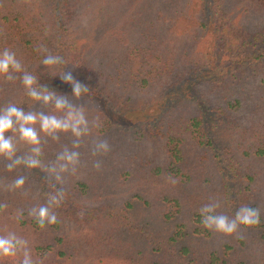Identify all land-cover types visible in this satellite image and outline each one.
I'll return each instance as SVG.
<instances>
[{
	"label": "trees",
	"instance_id": "1",
	"mask_svg": "<svg viewBox=\"0 0 264 264\" xmlns=\"http://www.w3.org/2000/svg\"><path fill=\"white\" fill-rule=\"evenodd\" d=\"M5 48L88 121L79 137L37 121L38 167L9 170L0 156V236L27 241L33 264H264V0H0ZM63 71L88 92L75 97ZM22 74H0V107L62 116ZM65 150L79 155L61 172ZM59 193L56 222L41 226L30 211ZM210 203L229 218L255 207L260 223L206 228Z\"/></svg>",
	"mask_w": 264,
	"mask_h": 264
},
{
	"label": "clouds",
	"instance_id": "2",
	"mask_svg": "<svg viewBox=\"0 0 264 264\" xmlns=\"http://www.w3.org/2000/svg\"><path fill=\"white\" fill-rule=\"evenodd\" d=\"M46 51V49H45ZM42 63L46 66H54L62 63V58L58 55H46ZM13 72H22L21 82L27 90V95L36 101H43L44 104L52 103L57 110H66L62 116L48 115L44 112H26L22 107L9 103L6 107H0V156L6 157L11 163L6 167L11 170L19 164L28 168H35L40 165L39 147L40 139L37 130L33 127L39 121L40 130L47 134H54L57 131H69L79 137L87 131L88 121L81 108L69 103L66 97L57 95L55 90L50 89L47 85L38 84L37 77L30 72L24 71L20 61L17 60L16 54L7 48L0 52V74H4L6 79H14ZM59 78L66 83L71 84L72 93L79 98L82 93L88 92V87L82 82L76 80L71 72L63 71L59 73ZM19 133V138L33 145L31 156H16V147L13 142L11 133ZM108 143L101 141L97 144V150H108ZM77 152L65 150L57 159L64 161L60 164L59 171H65L69 164H74L78 159ZM15 157V159H13ZM99 167V164L96 165ZM49 171L56 173L55 179L59 181L60 175L55 167H50ZM25 178L18 177L14 181L15 187L24 184ZM63 193L49 197L48 206H40L30 211V215L37 218L38 223L43 226L47 223H55L56 216L50 213L49 207L53 204H59ZM219 207L218 203L203 205L200 209L201 223L209 229H214L225 234H232L239 225L256 226L260 223L261 216L255 207L249 205L240 206L234 218H229L223 214H216L215 210ZM27 241L16 236L15 233H8L0 236V257H15L17 252L23 249V259L20 264H33L32 258L26 247Z\"/></svg>",
	"mask_w": 264,
	"mask_h": 264
}]
</instances>
